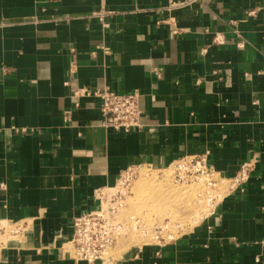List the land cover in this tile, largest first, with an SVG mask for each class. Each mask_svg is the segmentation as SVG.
<instances>
[{"label": "crops", "instance_id": "crops-1", "mask_svg": "<svg viewBox=\"0 0 264 264\" xmlns=\"http://www.w3.org/2000/svg\"><path fill=\"white\" fill-rule=\"evenodd\" d=\"M105 88L141 93L142 129L103 127L80 93ZM205 153L245 181L194 229L111 264H264V0H0V223L20 238L0 264H88L68 244L99 191Z\"/></svg>", "mask_w": 264, "mask_h": 264}, {"label": "built area", "instance_id": "built-area-1", "mask_svg": "<svg viewBox=\"0 0 264 264\" xmlns=\"http://www.w3.org/2000/svg\"><path fill=\"white\" fill-rule=\"evenodd\" d=\"M112 13L100 11L98 16L103 28H108L105 17ZM206 53V50L201 52ZM84 97L99 100V107L103 116V127L107 130L123 131L129 133L142 129L144 126V110L142 108V95L138 91L120 94L109 88L88 90L80 93ZM209 154L182 157L170 167H173V176L177 183H194L198 186L204 184L206 188V200L209 213L221 201L222 188L227 183L233 186L241 184L246 178V168L231 182L219 176L209 164ZM139 168V167H138ZM135 168L126 170L115 187L107 189L108 197L105 198V190L99 191L100 206L85 213L74 220V232L72 237V250L77 261L88 264H111L110 252L116 247L121 236L125 235V227L119 221L118 215L126 206V198L130 193L135 177ZM135 221V225H139ZM138 228V227H137ZM177 229L181 235L182 228L172 225L169 221L159 227L148 231L153 247H163L176 239L174 231Z\"/></svg>", "mask_w": 264, "mask_h": 264}, {"label": "rangeland", "instance_id": "rangeland-1", "mask_svg": "<svg viewBox=\"0 0 264 264\" xmlns=\"http://www.w3.org/2000/svg\"><path fill=\"white\" fill-rule=\"evenodd\" d=\"M172 171L173 167L135 168L136 178L129 188L126 206L118 215L119 221L125 227V235L120 237L116 247L110 252L114 260L119 259L130 249L150 247L153 241L144 230L150 231L169 221L173 226H181L180 234L182 235L203 223L208 217L209 207L205 185L177 183ZM105 191L104 200L106 201L109 191ZM135 221L140 222L137 225L138 228ZM15 229H17L15 226L8 223H0V244L2 241L5 244L15 240L20 241L19 234L17 238H14L12 234L16 231ZM174 233L176 238L180 236L177 229ZM68 250L72 255V240L69 241Z\"/></svg>", "mask_w": 264, "mask_h": 264}, {"label": "bare ground", "instance_id": "bare-ground-1", "mask_svg": "<svg viewBox=\"0 0 264 264\" xmlns=\"http://www.w3.org/2000/svg\"><path fill=\"white\" fill-rule=\"evenodd\" d=\"M144 228H145V227H144ZM144 228H143V229H144ZM146 228H147V227H146ZM110 256H111V255H110ZM111 258H112V257H111ZM112 264H113V263H112Z\"/></svg>", "mask_w": 264, "mask_h": 264}]
</instances>
